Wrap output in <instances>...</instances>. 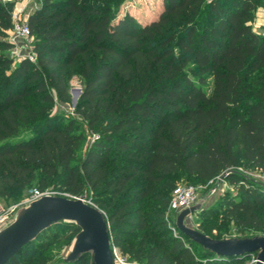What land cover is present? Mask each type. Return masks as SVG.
Returning <instances> with one entry per match:
<instances>
[{
  "label": "trees",
  "instance_id": "obj_1",
  "mask_svg": "<svg viewBox=\"0 0 264 264\" xmlns=\"http://www.w3.org/2000/svg\"><path fill=\"white\" fill-rule=\"evenodd\" d=\"M160 1L145 21L120 15L122 0H43L30 14L38 62L23 60L14 77L34 83L17 92L9 77L0 91V195L17 197L35 182L77 197L91 192L111 247L132 261L196 264L199 247L208 264H242V256L173 234L165 210L177 180L209 185L231 171L217 204L197 211L219 218L198 229L212 238L231 225L237 237L264 230V182L247 173L264 174V33L250 23L264 0ZM15 2L0 0V28L10 27ZM12 46L0 40L1 50ZM80 66L76 112L97 135L83 156L78 121L26 99L37 93L53 104L50 87L69 100L68 80ZM152 199L156 211L143 205ZM45 230L5 264H47L31 248ZM137 232L144 235L132 243ZM90 261L87 252L70 263Z\"/></svg>",
  "mask_w": 264,
  "mask_h": 264
},
{
  "label": "rangeland",
  "instance_id": "obj_2",
  "mask_svg": "<svg viewBox=\"0 0 264 264\" xmlns=\"http://www.w3.org/2000/svg\"><path fill=\"white\" fill-rule=\"evenodd\" d=\"M43 0H16L13 6V14H12V22L9 28H0V40H7L13 44L12 47L6 49H0V63H4L7 59L10 60L9 65L3 67L0 66V83L5 81L3 86L0 87V91H3L8 83V78L13 77L15 79V83L13 84L14 89L19 92L20 87L27 88L34 82H26L25 79L21 77H14V72L20 66V63L23 60H29L33 64L37 65L38 57L35 49L36 43L38 41V37L33 34L31 31L27 36L18 37L15 32L16 23H28V19L33 11L41 6ZM119 14L123 15L126 11L132 13L136 16L140 21L148 20L152 14H155L161 9V1L160 0H122L120 2ZM148 18V19H147ZM251 25L253 30L262 35L264 33V5H259L253 11V17L251 19ZM69 90L71 97L69 100H63L57 97L56 92L48 87V91L53 93L54 95V103L49 104L41 99L37 93L30 94L26 96L27 102L30 106H33L36 109H42V107L47 108V113L52 116L64 117L65 119H75L80 124L81 128L86 133V138L82 145V150L79 155L83 156L86 149L91 145L92 140L97 136L93 130H90L87 126L86 121L83 117L76 112V106L80 100V96L82 94V90L84 87V78L81 75V66L77 68L76 74L69 78L68 80ZM253 178L264 182V174L249 171L247 172ZM217 180H213L209 185L201 184L197 182L194 178H191L189 181H183L181 179L177 180L176 185L179 184H191L195 187L197 200L200 199L204 193H206L213 185L217 183ZM223 183V184H222ZM221 186L214 192L207 203L206 207H210L213 204H217V202L221 199L224 190L227 187V182L222 181ZM40 189L38 183H33L30 187H27L24 192L17 196H5L0 195V207L9 208V207H17V210L12 212L10 215V219L7 223H9L17 214L19 208L25 206L27 203V199L31 196V190ZM41 190V189H40ZM56 191L53 195L65 196L68 198H78L77 196H73L69 193L61 192L54 189L41 190L45 191ZM172 195V194H171ZM171 200V196H170ZM33 201V200H32ZM87 202L90 204H95L92 200V194L89 192V196H87ZM170 204V203H169ZM146 210H157L160 207L159 202L156 200H146L143 203ZM176 216L174 211L170 209L168 206L165 210V217L169 221V227L172 229L173 234L179 235V229L175 225ZM219 216H215L213 218H205L200 216V212H194L188 216L187 221L189 224L198 227L200 223H205V225L214 224L215 219H218ZM73 223V222H72ZM212 234L218 235V227L213 226ZM77 227L74 224H71L69 221H59L57 223H53L46 228V230L33 242L31 245L32 249H37L40 255L44 256L47 259V264H71L69 261L64 260V257L67 256L71 252V248L75 241V238L78 234L76 233ZM233 226L231 225L226 231H224L222 236H237V233L233 230ZM144 235L143 232H137V234L131 238L132 243H137L141 236ZM248 235H264L263 229H251L248 231ZM193 251L197 257L196 264H208L205 259V252L203 249L199 247H194ZM257 252L245 254L241 257L242 264H254L257 259ZM91 254V253H90ZM92 257V254H91ZM135 264H147L145 261H135ZM91 263V261H90Z\"/></svg>",
  "mask_w": 264,
  "mask_h": 264
},
{
  "label": "water",
  "instance_id": "obj_3",
  "mask_svg": "<svg viewBox=\"0 0 264 264\" xmlns=\"http://www.w3.org/2000/svg\"><path fill=\"white\" fill-rule=\"evenodd\" d=\"M230 172L222 173L217 183L196 203L181 210L176 216V226L193 241L218 255L243 256L258 252L254 264H264V235L212 238L187 221L189 215L205 206ZM59 221L73 222L81 227L64 260L75 261L83 253L90 252V264H113L106 216L99 207L87 202V193L75 199L47 194L19 208L15 217L0 228V264H5L40 232Z\"/></svg>",
  "mask_w": 264,
  "mask_h": 264
},
{
  "label": "built area",
  "instance_id": "obj_4",
  "mask_svg": "<svg viewBox=\"0 0 264 264\" xmlns=\"http://www.w3.org/2000/svg\"><path fill=\"white\" fill-rule=\"evenodd\" d=\"M16 36L24 37L30 33V27L28 23H16L15 25ZM56 191H45L42 192L40 189L31 190V196L27 199V202L40 198L43 195H53ZM197 201V195L195 187L191 184H179L176 185L172 191L171 200H170V209L178 214L181 210L186 207H190ZM17 207L4 208L0 207V228H2L10 219L12 212L16 211ZM112 249V258L113 264H135L134 261L130 260L127 255H125L119 247L113 245Z\"/></svg>",
  "mask_w": 264,
  "mask_h": 264
},
{
  "label": "crops",
  "instance_id": "obj_5",
  "mask_svg": "<svg viewBox=\"0 0 264 264\" xmlns=\"http://www.w3.org/2000/svg\"><path fill=\"white\" fill-rule=\"evenodd\" d=\"M224 182L226 183V181L224 180ZM223 184V183H222ZM221 186V184L219 185V187Z\"/></svg>",
  "mask_w": 264,
  "mask_h": 264
}]
</instances>
